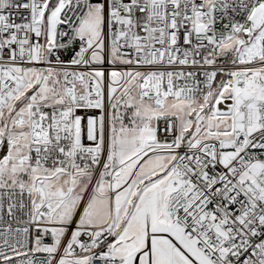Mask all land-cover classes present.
<instances>
[{
    "label": "snow or ice",
    "instance_id": "6c2138e0",
    "mask_svg": "<svg viewBox=\"0 0 264 264\" xmlns=\"http://www.w3.org/2000/svg\"><path fill=\"white\" fill-rule=\"evenodd\" d=\"M0 264H264V0H0Z\"/></svg>",
    "mask_w": 264,
    "mask_h": 264
}]
</instances>
